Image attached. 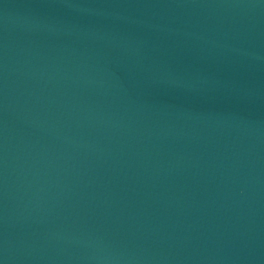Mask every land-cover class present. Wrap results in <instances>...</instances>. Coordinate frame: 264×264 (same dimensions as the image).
<instances>
[{
  "label": "water",
  "instance_id": "95a60500",
  "mask_svg": "<svg viewBox=\"0 0 264 264\" xmlns=\"http://www.w3.org/2000/svg\"><path fill=\"white\" fill-rule=\"evenodd\" d=\"M0 264H264V0H0Z\"/></svg>",
  "mask_w": 264,
  "mask_h": 264
}]
</instances>
